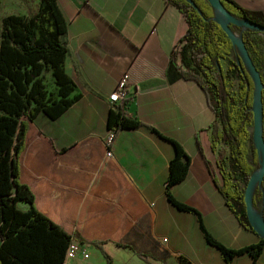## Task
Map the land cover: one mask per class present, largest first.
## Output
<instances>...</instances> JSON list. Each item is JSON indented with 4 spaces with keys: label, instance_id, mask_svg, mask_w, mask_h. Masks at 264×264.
<instances>
[{
    "label": "crops",
    "instance_id": "0c3cea01",
    "mask_svg": "<svg viewBox=\"0 0 264 264\" xmlns=\"http://www.w3.org/2000/svg\"><path fill=\"white\" fill-rule=\"evenodd\" d=\"M233 1L264 14V0ZM57 3L67 20L63 67L74 83V99L59 117L40 113L30 125L21 175L38 196L39 209L67 229L76 227L85 240H107L102 249L112 264H264V248L256 260L244 253L226 263L204 239L197 217L175 209L165 195L175 141L190 166L173 195L196 208L204 227L227 248L260 239L242 226L210 174L208 164L215 169L217 157L213 109L171 58L187 29L183 13L164 0ZM262 34L252 37L264 55ZM125 73L128 112L142 124L119 129L106 157L107 117L120 101H110L109 94ZM45 76L55 90L50 73ZM92 248L84 245L64 264H103Z\"/></svg>",
    "mask_w": 264,
    "mask_h": 264
},
{
    "label": "trees",
    "instance_id": "16d2710c",
    "mask_svg": "<svg viewBox=\"0 0 264 264\" xmlns=\"http://www.w3.org/2000/svg\"><path fill=\"white\" fill-rule=\"evenodd\" d=\"M178 8L187 26L171 58L184 68V79L195 81L206 93L216 123L211 126L212 147L217 152L215 169L208 164L213 181L227 206L243 227L252 229L245 210L244 189L250 174L258 167V155L252 145L250 128L253 126V79L235 51L226 32L213 20V11L207 0H192L200 11L186 0H164ZM224 8L235 19H248L264 26V14L249 11L233 0H222ZM57 0H38L36 11L30 15L10 13L2 18L0 29V264H63L69 243L93 245L101 251L107 264L111 258L103 251L107 240H85L78 230L67 229L56 222L49 213L39 209L38 196L24 182L21 175V155L27 146L30 125L42 113L49 118L59 117L74 97H70L74 83L67 76L63 61L66 47L63 36L67 20L61 13ZM232 30L240 28L232 25ZM254 30H244L243 41L247 51L262 76L264 55ZM263 39L264 35L262 34ZM224 61L226 64L224 65ZM50 73L55 90L46 82ZM263 135H264V88ZM129 100L122 98L108 113L106 128L117 131L138 128L142 122L128 112ZM171 141V140H170ZM174 156L169 162V172L164 187L167 200L180 212L197 217L203 237L217 248L226 263L237 255L249 254L259 258L264 239L231 249L215 240L204 227L202 216L196 208L178 200L172 188L182 182L190 166L189 156L182 146L171 141ZM104 144V142H103ZM220 145L218 148L217 146ZM105 152L107 147H105ZM250 149L253 156H249ZM264 184V183H263ZM262 184V187L264 186ZM255 190L253 206L264 199V191ZM22 202L28 206L22 210ZM264 218V203L262 206ZM117 245H120L117 243ZM124 247H131L124 245ZM143 256V254L138 253Z\"/></svg>",
    "mask_w": 264,
    "mask_h": 264
},
{
    "label": "water",
    "instance_id": "95a60500",
    "mask_svg": "<svg viewBox=\"0 0 264 264\" xmlns=\"http://www.w3.org/2000/svg\"><path fill=\"white\" fill-rule=\"evenodd\" d=\"M194 8L200 11L197 5L192 0H186ZM222 0H207L213 11V20L225 31L228 38L232 41L235 46V51L237 52L240 59L243 61L244 67L253 79L254 92L252 96V115H253V126L251 127L252 135V145L258 155V167L256 170L250 174L247 185L244 189V201L245 210L248 217V222L252 229L258 233L259 238L264 239V218L262 216V206L258 210L253 206V194L255 190L262 189L263 191V180H264V135H263V106H262V96H263V80L260 72L256 69L253 63L247 47L243 41L242 33L244 30H254L263 33L264 26L258 23L249 21L248 19H235L232 14H230L222 5ZM232 24L240 28L239 32H235L229 26Z\"/></svg>",
    "mask_w": 264,
    "mask_h": 264
},
{
    "label": "rangeland",
    "instance_id": "374dc122",
    "mask_svg": "<svg viewBox=\"0 0 264 264\" xmlns=\"http://www.w3.org/2000/svg\"><path fill=\"white\" fill-rule=\"evenodd\" d=\"M38 6V0H0V29L2 26V18L5 17L6 15L10 14V13H14V14H23V15H30L32 14L34 11H36ZM235 32H239V30H235ZM226 64V62L224 61V65ZM262 74L264 76V68L262 70ZM250 132H251V128H250ZM252 136V135H251ZM249 156L251 159L253 156L252 150L250 149L249 152ZM264 183V180H263ZM264 185V184H263ZM264 189V186H263ZM264 191V190H263ZM264 203V199L262 200V202H260L258 205H256L255 207L259 210L260 207L263 205ZM24 203L22 202H18L17 206L22 209V210H26V208L23 206ZM95 252L99 253V249L97 248H92ZM99 250V251H98ZM101 252V251H100ZM110 254L111 251L109 250ZM101 254V253H99ZM102 255V254H101ZM100 255V256H101ZM100 259L102 260L103 264H106V259L103 257V255L100 257Z\"/></svg>",
    "mask_w": 264,
    "mask_h": 264
},
{
    "label": "built area",
    "instance_id": "2783aa9c",
    "mask_svg": "<svg viewBox=\"0 0 264 264\" xmlns=\"http://www.w3.org/2000/svg\"><path fill=\"white\" fill-rule=\"evenodd\" d=\"M129 74L125 73L123 76H121L118 80L117 86L113 92L109 94V100L112 102H117L120 99L124 98L125 93L127 92V85H128V79H129ZM115 139V134L113 131H108L106 138L104 139V146L107 147L106 151V157H111L112 150L111 146L113 143V140ZM81 246L78 242L72 241L69 243L68 247L66 248L65 251V261L67 259L71 260L74 259L76 254L79 251H82ZM64 261V262H65ZM63 262V264H64Z\"/></svg>",
    "mask_w": 264,
    "mask_h": 264
}]
</instances>
